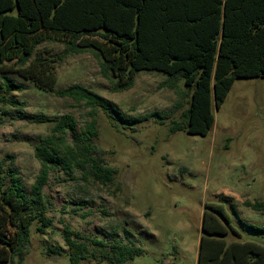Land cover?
Segmentation results:
<instances>
[{"label":"trees","instance_id":"16d2710c","mask_svg":"<svg viewBox=\"0 0 264 264\" xmlns=\"http://www.w3.org/2000/svg\"><path fill=\"white\" fill-rule=\"evenodd\" d=\"M46 43L63 45L64 51L41 48ZM87 52L98 59L113 93L132 89L141 71L165 76L163 84L170 89L183 81L181 96L188 107L171 121L170 132L207 136L214 125V108L224 102L234 81L264 78V0H0V101L24 90L10 77L13 74L91 109V120L71 143L65 135L76 130L74 117L48 119L52 133L34 147L40 169L29 188L17 168L4 171L0 163V263L23 264L33 225L41 235L52 226V203L44 188L53 171L79 172L84 181L102 186L113 184L118 173L107 164V151L96 143V116L99 110L109 118L117 114L125 120L124 115L82 85L56 90L58 65L68 56ZM112 124L118 130V124ZM244 206L264 212V202L245 201ZM241 225L244 231L264 234V226L243 220ZM62 232L70 264L95 259L89 245L102 248V263L114 258L115 264H127L142 253L119 240L109 253L102 241L68 227ZM202 232L197 264H264V244L242 240L222 203L204 205ZM230 233L232 241L226 239Z\"/></svg>","mask_w":264,"mask_h":264},{"label":"rangeland","instance_id":"374dc122","mask_svg":"<svg viewBox=\"0 0 264 264\" xmlns=\"http://www.w3.org/2000/svg\"><path fill=\"white\" fill-rule=\"evenodd\" d=\"M41 48L64 51L56 43ZM10 77L24 90L0 101V163L4 171L17 168L29 188L40 169L34 147L52 133L48 119L74 117L76 130L65 135L71 143L91 120V109L84 102L40 90L18 75ZM165 79L141 71L132 89L113 93L92 53L68 56L58 65L56 90L82 85L124 115L125 120L117 114L109 118L99 110L96 116V143L107 151L106 162L118 173L113 184L102 186L84 181L79 172L53 171L44 188L52 203L48 214L52 226L41 235L33 225L23 264H70L64 227L102 241L109 253L116 240L141 248L142 253L127 264H197L206 203L225 206L242 240L264 244V234L244 231L241 225L243 220L264 226V212L244 206L245 201L264 202V78L234 81L224 102L214 108V125L207 136L170 132L171 121L179 119L188 104L181 96L183 81L170 89L164 86ZM130 119L137 120L128 124ZM226 239L235 237L230 233ZM50 248L63 251L52 253ZM89 250L96 258L82 264H115L114 258L100 261L102 248L89 245Z\"/></svg>","mask_w":264,"mask_h":264}]
</instances>
